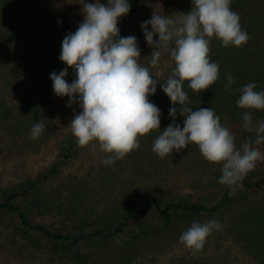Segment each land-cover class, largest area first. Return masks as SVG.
Listing matches in <instances>:
<instances>
[{"label":"trees","instance_id":"16d2710c","mask_svg":"<svg viewBox=\"0 0 264 264\" xmlns=\"http://www.w3.org/2000/svg\"><path fill=\"white\" fill-rule=\"evenodd\" d=\"M155 1L154 14L177 21L192 9L191 0ZM130 3L129 14L118 23L122 37L130 34L140 0ZM230 8L239 15L249 40L241 47H224L220 39L210 38L209 57L219 65V78L199 94L188 89V82L184 90L193 110L214 109L239 148L256 139L254 131L243 128V114L247 111L253 121H264V109L237 105L246 84L255 82L254 90L264 91V0H231ZM77 27L51 0H0V141L35 151L50 139L58 140L48 168L0 189L1 242L59 264H236L222 252L228 243L251 264H264V161L257 162L230 195V189L218 182L222 165L208 162L194 143L163 159L152 151L154 140L173 122L169 116L173 105L160 86L175 67L172 59L160 73H152L161 81L148 97L162 113L161 130L138 137L139 149L111 165L100 162L80 178L63 176L64 168L87 146L79 147L72 132L58 137L60 97L49 77L67 67L59 60L62 41ZM72 71L68 68L66 80ZM229 74L234 80L230 86ZM175 119L183 126L185 117L179 111ZM37 122L46 128L33 140L30 130ZM253 146L264 153V143ZM182 177L191 179L188 191H156L164 180ZM150 186L155 190H146ZM209 220L223 227L213 230L197 253L175 255L165 262L149 259L150 251L142 253L146 245L161 253L181 244L180 235L193 222ZM207 250L212 256L200 253Z\"/></svg>","mask_w":264,"mask_h":264},{"label":"clouds","instance_id":"9594fccd","mask_svg":"<svg viewBox=\"0 0 264 264\" xmlns=\"http://www.w3.org/2000/svg\"><path fill=\"white\" fill-rule=\"evenodd\" d=\"M191 11L182 14L180 21L170 16L153 14L140 27L147 45L153 49L150 66L158 67L161 49L170 53L175 67L160 86L173 105L169 109L172 123L154 140L152 151L163 159L180 152L190 144L198 146L202 156L222 165L219 183L234 194L243 179L264 161L255 145L264 143V121H253L249 112L242 116L243 128L255 132L256 139L239 148L235 136L225 126L213 108L188 106V89L193 94L210 88L219 78V65L209 57L210 38L215 36L224 47H241L249 40L242 30L239 15L230 8L231 0H191ZM131 10L130 0H95L83 4V21L67 34L61 46L59 60L67 67L53 71L50 80L57 97H68L67 107L77 104L81 111L70 121L73 136L79 147L96 141L107 154L102 164L111 165L139 149L138 137L161 130V111L150 102L161 81L153 77L149 67L139 63L141 50L137 37L120 36L118 23ZM149 25L151 31H149ZM158 34V39L154 36ZM68 68L75 79L68 83ZM228 85L234 80L229 74ZM255 82L240 89L237 105L242 109H264V91H255ZM179 105V108L176 107ZM184 116L183 126L176 123V113ZM46 125L35 123L31 139L36 140ZM223 226L217 220L193 222L179 237V242L194 253L203 249L206 238Z\"/></svg>","mask_w":264,"mask_h":264},{"label":"rangeland","instance_id":"374dc122","mask_svg":"<svg viewBox=\"0 0 264 264\" xmlns=\"http://www.w3.org/2000/svg\"><path fill=\"white\" fill-rule=\"evenodd\" d=\"M56 3L62 10H65L79 25L84 19L82 14L83 4L86 0H51ZM155 0H140L138 13L132 29L128 36L137 37L138 47L141 50L139 63L142 66L149 65L151 74L155 71L161 72V69L171 62L170 53L165 50L161 51V57L158 62V67L152 68L150 66L151 53L153 49L147 45L146 39L141 30V23L149 20L155 13L153 10ZM88 3H94L95 0H87ZM102 3H106L107 0H101ZM156 2V1H155ZM149 31L151 26L149 25ZM154 36V40H156ZM75 79V74L72 71V76L67 79L68 83H71ZM68 97L59 99L58 107L56 109L55 125L59 130V136L69 132H72L70 121L74 118L75 114H78L81 109L77 104H73L72 107H67ZM0 134H2L0 132ZM57 139H50L47 144L40 147L39 150L22 149L21 147H10L9 143L0 141V189L10 183H15L26 176H33L44 171L50 163L55 159L57 152ZM106 153L101 151L99 143L96 141L91 142L82 151L81 155L64 168L63 176H70L80 178L88 170L94 166H98ZM191 179L179 178L174 180H164L156 191H171L180 192L183 190L188 191V185ZM155 186V185H153ZM153 186L147 187L146 190H155ZM88 249L92 246L89 245ZM222 252H228L229 257L236 260V264H251L245 257L236 253V250L232 248L228 243L222 246ZM148 258L154 259L155 262L169 261L170 258L175 255H186L194 253L191 249L185 247L183 244H177L175 246H168L166 250L161 253L155 247L144 246L142 249L143 254L149 252ZM197 253V252H195ZM202 255L212 256L209 251L200 252ZM157 255V256H156ZM0 264H59L52 263L48 260V257L43 254H37L33 258L28 253H22L18 249L13 250L9 246L4 245V242L0 240Z\"/></svg>","mask_w":264,"mask_h":264}]
</instances>
